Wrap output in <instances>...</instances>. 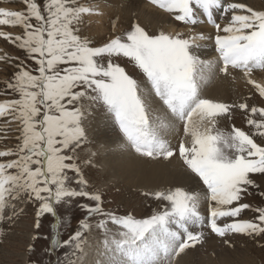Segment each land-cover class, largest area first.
<instances>
[{
    "label": "snow or ice",
    "instance_id": "1",
    "mask_svg": "<svg viewBox=\"0 0 264 264\" xmlns=\"http://www.w3.org/2000/svg\"><path fill=\"white\" fill-rule=\"evenodd\" d=\"M6 2L23 7L0 6V39L25 55L0 54V62L16 69L0 82V118L15 124L18 133L14 146L0 148V222L14 218L21 200L35 205L37 229L42 217L51 216L47 252L55 259L49 264H76L94 219L104 234L97 264H174L203 243L205 229L221 238L264 239V206L245 202L260 187L253 176L264 175V107L201 95L213 70L226 76L239 71L264 98V82L253 78L256 70L264 71V10L243 0H150L189 34L149 32L137 22L96 44L82 30L84 15L94 9L81 0H0V5ZM217 14L226 22H218ZM207 25L213 33L195 31ZM198 40L213 41L216 61L196 54ZM94 108L111 118L120 147L151 159L180 158L201 192L175 187L145 193L159 207L143 218L106 210L103 194L89 190L76 155L87 141L84 121ZM236 110L248 114L249 130L219 127ZM181 125L183 134L173 145L168 137ZM259 195L264 198V191ZM73 206L83 218L63 239ZM245 211L253 216L242 218Z\"/></svg>",
    "mask_w": 264,
    "mask_h": 264
},
{
    "label": "rangeland",
    "instance_id": "2",
    "mask_svg": "<svg viewBox=\"0 0 264 264\" xmlns=\"http://www.w3.org/2000/svg\"><path fill=\"white\" fill-rule=\"evenodd\" d=\"M100 1L102 0H81L82 3L94 9L92 14H96L99 12L97 3ZM125 1L126 0H111L110 3L112 4V8L108 9V12L106 11V14L104 16V18L106 19L103 20V18L101 23H98L94 18H90L92 14L84 15V24L82 26V30L89 37H91L96 44H102L106 42L108 38L113 37L116 34L126 32L127 30H129L130 26L133 23L137 22L149 32L158 33L160 30L165 31L162 28L150 25L147 20H145V18L139 15L136 11L123 12L122 5L125 3ZM144 1L145 3H148V1L150 0ZM243 2L247 3L250 7H253L256 10H264V0H243ZM0 6L12 9H20L23 7V5L18 2H6ZM153 7L156 8V6L154 5ZM159 11L165 14L167 25H174L178 30L184 29L183 31L178 32H182L185 35L189 34V29L187 30L186 26L172 19V17L163 10L160 9ZM95 22L96 24H94ZM99 25L102 26V29L101 27H98ZM185 29L187 31H185ZM6 30L15 34H18L21 31L19 28H8ZM3 52H6L13 57L20 58H23L25 55L23 50H20L9 42L0 39V54H3ZM27 63L32 64L33 62L27 61ZM123 66L126 67V70L130 74H132L135 78L143 83V76L131 63L124 61ZM15 71L16 69L12 64L0 62V82L7 80ZM232 73L238 75L241 72L233 71ZM254 74L257 77L264 79V71L256 70ZM227 77L230 78V76ZM244 82L246 83V81ZM236 86L237 89H235V92H229V94L227 96H224L223 98L209 97L207 88V90L204 89L202 91L201 95L203 94L202 96L205 98H210L226 103H239L247 100L250 105L264 107V98L260 97L258 93H255L251 85L246 86L242 83H238L236 84ZM2 87L3 84L0 83V88ZM0 99H3V97H0ZM105 114L106 113L102 108H94L92 109L91 116L96 117L97 115L102 116ZM88 118L90 117L88 116L84 121L85 128L87 120H89ZM109 119L111 118L109 117ZM247 119L248 114L244 113L243 111L236 110L231 114L230 117L221 118L219 120V127L224 130H228L231 127L235 126L247 131L249 130ZM6 121L7 118H0V148L14 146L15 137L18 134L15 130V124H8ZM180 128L181 131L177 132L179 135L176 136L177 139L175 138V142L172 143L173 145L178 142L179 137L183 134L182 125L180 126ZM90 136L91 134L89 135L87 133V141L82 144L79 149H77L76 155L79 158L78 163L83 170L85 178L89 181V190H99L103 194V199L105 201L104 207L106 210H117L118 214L130 213L137 218H143L151 214V212L157 210L159 207V202L155 201L150 195H145V193H153L158 190H166L175 187H183L184 189L189 191L201 192V183L188 172L183 161L178 157L171 158L170 160H155L159 164L166 163V161L168 162L171 160L178 161L181 168L183 167L184 169H182L186 173H188L189 176H191L194 185L192 184V186H189L188 184L180 185L174 183L166 184V178L162 176L161 179L157 181L158 186L155 184V187L152 189H144L140 188L133 181L131 182L130 179H123V177L121 178L122 173L120 174L119 179L116 178L117 180L107 182L109 173H104L103 171H101L98 165L100 162L98 161L99 158H90V156L93 154L92 149L96 148L95 141H93ZM116 136L121 138V134L114 125L113 132L109 134V137H106V139ZM104 138L105 136L100 135L97 139V142L100 140H104ZM89 160L91 161V164L87 163V161ZM146 169L147 168L142 165L139 168V171L141 173H144ZM253 179L258 185H260V187L258 189H251V194L246 197L245 202L250 203L253 206H264V198L259 195L260 191H264V175L255 174L253 176ZM10 214L11 212L6 210L5 215L7 216ZM71 215L72 225L70 228L63 229V239L68 238V235L71 233V231L78 227V221L83 218V213L75 206H73L72 208ZM252 216L253 213L251 211H245L242 214V218L244 219H249ZM52 222L53 219L51 216L42 217L40 219L41 226L39 229H37L35 227V205L24 200L18 202L14 218L10 221L6 219L5 221L0 222V264H49L50 260H54L55 256H50L47 252V249L50 247L51 237L53 233V229L51 228ZM91 223L93 227L90 231L85 233L86 242L84 244V250L83 253L78 254L79 259H77L76 264H88L89 262H95V259L97 257V255H95L96 253H94L95 250L92 252V254H89L90 259H87L88 257H83L86 248L89 247L90 243H93L94 247L98 246V244H103V230L98 229L95 226V219L92 220ZM109 227L112 229V231L117 230L115 226L110 225ZM204 231L205 239L203 243L196 245L194 248L187 249L185 253L181 254L175 260L174 264L182 257H184V260L187 261V264H264V239H253L242 234H229L228 236L221 238L209 232L207 229H205Z\"/></svg>",
    "mask_w": 264,
    "mask_h": 264
},
{
    "label": "bare ground",
    "instance_id": "3",
    "mask_svg": "<svg viewBox=\"0 0 264 264\" xmlns=\"http://www.w3.org/2000/svg\"><path fill=\"white\" fill-rule=\"evenodd\" d=\"M111 0H102L97 3V8L99 9L98 13L92 14L90 18L96 19V21L101 23L104 18L106 11L112 8ZM126 3V4H125ZM122 5V11H136L139 15L143 16L147 22L158 28H162L167 32H178L183 31L176 29V26L171 24H166L167 20L165 19V14L159 11V8H154L153 4L148 1V3L144 0H126ZM152 5H150V4ZM117 7V6H116ZM97 10V9H96ZM109 11V10H108ZM107 11V12H108ZM119 11V10H118ZM96 12V11H95ZM135 12V14H136ZM120 13V12H119ZM126 15V14H125ZM104 18L103 20H105ZM217 19L219 22H226V18L221 20V14H217ZM93 21V20H92ZM96 24V22L94 23ZM99 28L102 26L99 25ZM181 29V28H180ZM189 28L187 27V30ZM185 29V31H187ZM213 28L211 25L201 26L200 28L195 29V31H204L206 34L213 33ZM184 31V32H185ZM196 43L201 44L202 47L199 49H194L197 55H199L202 59L216 61L217 53L214 50V43L211 40L201 41L198 40ZM229 77L220 74L219 71L213 70L208 79L201 84V93L204 89H208V96L211 98H220L227 96L229 92H235L237 89L236 84L242 83L243 85L248 86L249 84L246 81L243 73L238 75L231 74ZM253 78L257 79L260 82H264L263 78L257 77L253 74ZM246 81V83L244 82ZM245 87V86H244ZM206 89V90H207ZM206 92V91H205ZM203 95V94H202ZM244 95V94H243ZM96 116V115H95ZM90 118L86 123V131L90 135L91 139L95 141L96 148L92 149L93 154L90 156L98 157L100 161L99 167L101 171L104 173H109V177L107 182H111L112 180H117L120 178H127L130 181L136 183L140 188L144 189H152L155 187V184L158 186L157 181L161 179L162 176L166 178V184L174 183L189 186L194 183L192 182L191 176L186 173L180 166L179 162L176 160L166 161V163H158L155 159H147L137 155L134 151L128 148H122L120 145L123 143L122 139L118 136L106 139L109 137V134L113 132V122L111 124V119H109L108 115L96 116L93 117L89 115ZM100 135L105 136L104 140H100L97 142V139ZM179 135L177 132L172 133L168 138L171 140V143L175 142L176 136ZM182 136V135H181ZM177 139V138H176ZM99 147V149H98ZM144 165L146 167V171L141 173L139 168ZM125 166V167H124ZM109 169V170H107ZM117 178V179H116ZM105 182V181H104ZM89 244V243H88ZM95 250L94 253L97 255L95 262H89L88 264H96L98 260L102 259L100 256V252L103 251V244H98V246L94 247L93 243H90L89 247L86 248L85 254L83 257H88L90 259L89 254ZM240 258V257H239ZM186 259V258H185ZM175 264H187V261L184 260V257L180 258L176 261Z\"/></svg>",
    "mask_w": 264,
    "mask_h": 264
}]
</instances>
